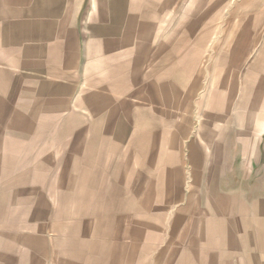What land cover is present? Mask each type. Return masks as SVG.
Returning a JSON list of instances; mask_svg holds the SVG:
<instances>
[{"label":"crops","instance_id":"0c3cea01","mask_svg":"<svg viewBox=\"0 0 264 264\" xmlns=\"http://www.w3.org/2000/svg\"><path fill=\"white\" fill-rule=\"evenodd\" d=\"M221 4L201 1L204 31L223 35L201 42L199 60L175 54L183 45L172 38L188 0H0V191L18 189L9 176L37 165L34 174L54 175L49 188L61 192L59 201L40 195L32 220L33 199L18 200L27 207L21 251L0 239V264L93 262L71 235L80 219L100 247L94 264H264V0H230L223 17ZM159 125L172 166L160 179L142 167ZM175 126L189 163L176 182ZM50 153L54 168L30 160ZM123 205L134 208L133 225L109 209ZM54 206L61 211L42 214ZM78 206L102 211L78 216ZM173 206L143 233L141 207H153L151 220ZM8 223L0 237L16 239L18 223Z\"/></svg>","mask_w":264,"mask_h":264},{"label":"rangeland","instance_id":"374dc122","mask_svg":"<svg viewBox=\"0 0 264 264\" xmlns=\"http://www.w3.org/2000/svg\"><path fill=\"white\" fill-rule=\"evenodd\" d=\"M201 1L203 2L204 0H188L189 2V6L187 8H185L184 13H182L181 11L179 12V8L177 10V12H175V16H174V30H173V35L172 38L175 40V44L178 43V41L182 42L179 44H182L183 46H175V54L177 52V54H183V55H190L192 56H197L199 58V60H201V42L203 44L204 40L206 42L209 41V39L211 40L212 38H219L221 36L222 31H218L216 34L215 32H209V31H204L203 27H204V23L207 22L208 20V16H204V13L201 15ZM221 1V6H222V17L224 14V11L228 10L225 9L226 7H228L229 5V1L230 0H220ZM254 6L255 3H254ZM187 10H189L187 12ZM240 19H243V17H241ZM241 22V21H239ZM202 27V29H201ZM237 32L233 33V36L235 35L236 38H238L237 41H240V38L237 37L236 35ZM244 33V32H243ZM238 34H240V32H238ZM223 35V33H222ZM170 32L168 31V38H170ZM183 111L180 110V112H178V110L175 111V115L182 113ZM192 126H191V130H192ZM194 132V129L193 131ZM165 133V127H161L160 125L158 126L157 129V135H156V142H153L152 144H150V146L152 145V153L150 158L148 159V162L146 165H143L142 167H154V171L152 177L154 178H158L160 179L162 177L161 171L162 169L167 170L166 166L168 165V168L170 169L172 166L170 163L166 164V159L162 158L163 156H165V152H167V149H169L171 143L166 144L165 142V138L164 141H162V138L164 136ZM79 136H83L85 135V129L81 128L79 131ZM83 137H79V138H83ZM186 139V136L183 135V131H182V127L179 126H175L174 127V137H173V151H174V157H173V174H171L169 177H173L174 181L176 182L179 175L181 176L180 173H182V171H184V168L188 166V160H187V156H186V152H187V148H186V144H184L183 147V140ZM80 143V142H79ZM82 144V143H80ZM128 145V144H127ZM49 158H46V160L44 159H39L36 160L37 158H31L30 160H32L33 162L35 161V163L33 164H37L38 161L42 162L45 161L46 167L47 168H54L55 165L58 163L57 159H53L52 158V153H50ZM169 161H171L169 159ZM71 158H65L63 159V166L65 167H69L71 165ZM54 164V165H53ZM50 166V167H48ZM35 169L33 168V165H30V170H32L33 172L27 176H24V178L19 175H10L9 177H12V181L14 182L11 186L18 188V189H14L12 190H6V191H0V199L5 198V196H12V202L9 203L8 205H5V201H1L0 200V204L4 203L3 206H0V216H1V211L3 210L4 214L9 212V214L7 213L6 217H7V223L6 220H0V224H9L8 221H13L16 223H18V225H15L14 223H12V225H15L11 230V232L16 235V237L13 236V238L16 239H11L5 236L6 233H4L0 239H6L8 242L11 241L14 246H19V244H21L22 240L21 238H24L23 236V232L19 231V225L21 224V221L19 219H21V216L23 214H25L27 207L26 206H21V202H19L18 200H20L22 197H27L29 196V198L32 200L34 203L29 204V214H30V218L32 220L34 214H36L37 211H39L41 207L37 206V204H35V202H38V197L40 195H42V199L46 197L47 198H57L58 201L60 200V196H61V192L59 191H54L52 189H50L49 187H53L52 186V182L55 179L54 175L52 174H44V175H36L34 174L37 169L38 166L34 165ZM156 167V169H155ZM156 170L158 171V173H156ZM186 171V170H185ZM2 177H5L4 175ZM57 177V176H55ZM62 180L63 182H69L70 180L68 179L67 176L62 175ZM28 178V179H27ZM54 178V179H53ZM58 178H60V176H58ZM145 178V176H143V179ZM26 179L28 180L29 184L28 186L25 185L26 183ZM144 182V180H143ZM22 183H24V185H22ZM27 188L22 190L21 188ZM79 202L80 199H79ZM125 202V201H123ZM102 206H94V207H86V206H78L77 207V215L78 216H91V218L98 214H101L102 211ZM59 208V210L61 211V207L58 206H54V207H47V208H42L43 213L42 214H47L49 211H51V214H55V211H57ZM63 209H67L66 211L68 213H71L70 211L76 208H63ZM107 209V208H106ZM110 210H120L121 213H125L124 215H130L129 217V222L127 223V225H133L134 222V211H133V207L130 206H116L115 207H111L109 208ZM140 208H138V214H140L139 211ZM142 209V219L143 222V233L144 232H148L150 231V228L146 227L148 222H155L157 220V218L155 216H161V215H165V214H176L177 213V209H179V206H173V208H169V211L166 212L164 211L166 209V207L161 208L162 210H158L156 212V209H154L155 211H153L154 214V218L153 219H149V217L147 216V214H149V212H152L153 207H149L148 211H146L145 207H141ZM171 209V212H170ZM11 210V211H10ZM156 212V213H155ZM11 213L14 214L13 219H11L12 215ZM27 213V212H26ZM63 213V212H61ZM65 214V213H63ZM20 217V218H17ZM94 219V218H93ZM79 220V219H78ZM131 220V221H130ZM4 221V222H3ZM147 221V222H146ZM95 224V223H94ZM159 225V224H157ZM75 226V225H73ZM78 233H72V236H76L77 238V242H78V247L82 248L83 250H85V252L87 251L88 253V257L91 258L93 260L89 261L87 264H94L96 261V259L100 256L98 255L97 251L100 250V247H97L95 244H91V232L90 230L86 231L87 229H90L91 224H86L82 219L79 220L78 224ZM161 226V225H159ZM57 237H61L60 234L58 232H55ZM19 234V235H18ZM49 236V241L51 243V260L50 263H54V259L56 258V254L57 253V248L55 247V245H53V238L54 235H48ZM81 238L84 241H87V243L84 242V244H81ZM127 241H129L130 237H126L125 238ZM18 244V245H16ZM58 247H60L58 245ZM76 247V248H78ZM97 247V248H96ZM19 251L20 248L18 247ZM8 251H11V249H8ZM4 260L2 259V256H0V263H3ZM12 262L10 264H13V258H11ZM49 261H47L48 263ZM70 262H74L73 264H79L82 263L80 262H75V261H70ZM34 263H37V259L35 258Z\"/></svg>","mask_w":264,"mask_h":264}]
</instances>
